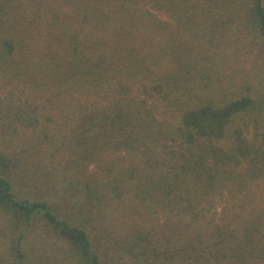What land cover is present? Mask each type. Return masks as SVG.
I'll list each match as a JSON object with an SVG mask.
<instances>
[{
	"label": "trees",
	"instance_id": "1",
	"mask_svg": "<svg viewBox=\"0 0 264 264\" xmlns=\"http://www.w3.org/2000/svg\"><path fill=\"white\" fill-rule=\"evenodd\" d=\"M28 1L0 0V264H264V0Z\"/></svg>",
	"mask_w": 264,
	"mask_h": 264
},
{
	"label": "rangeland",
	"instance_id": "2",
	"mask_svg": "<svg viewBox=\"0 0 264 264\" xmlns=\"http://www.w3.org/2000/svg\"><path fill=\"white\" fill-rule=\"evenodd\" d=\"M49 1H51V0H30V1H28V4L29 3L35 4V5H33L34 9L35 8L39 9V6H42L40 10L42 12H44L45 14L50 15V16L54 15V12L64 13V14L65 13H70V14L74 13L75 14L76 13V10H72V7H70L67 2L62 1V0H59L58 3H55L54 5H52L51 10L47 9L44 4L49 2ZM20 13L21 12L3 13V11H0V21L2 23H5L4 20H6L8 23V20L11 19V17L16 19ZM27 17H28V14H27L26 19L24 21H28ZM34 236H36V235H34V234L31 235L30 243H29V249H32V250H34V249L36 250V248L39 244L38 239L33 238Z\"/></svg>",
	"mask_w": 264,
	"mask_h": 264
}]
</instances>
